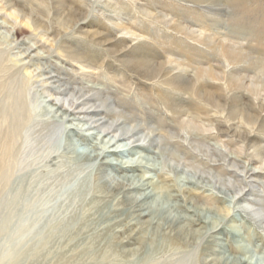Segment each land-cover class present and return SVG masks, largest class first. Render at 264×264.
Returning a JSON list of instances; mask_svg holds the SVG:
<instances>
[{
  "label": "rangeland",
  "instance_id": "rangeland-1",
  "mask_svg": "<svg viewBox=\"0 0 264 264\" xmlns=\"http://www.w3.org/2000/svg\"><path fill=\"white\" fill-rule=\"evenodd\" d=\"M5 1L0 0V56L26 63L18 80L29 81L24 97L32 112L0 174V205L22 175L28 178L29 196L35 205L16 220L6 217L7 210L0 206V264H209L214 257L210 247L215 246L211 236L220 237L212 241L225 243L227 254L264 264V170L253 174L264 168V157L254 152L255 145L264 147V118L246 142L243 137L252 131L248 124L251 118L238 111L243 107L251 110L252 99L264 106V0H18L19 8L32 9L44 19L47 30L42 34L48 43L39 42L35 31L24 25L25 20L19 21L17 28L11 27L13 20L6 13L12 10L3 9ZM83 8L88 10L83 11L86 15L80 14ZM73 9L78 10L73 16L75 26L66 29L59 12ZM92 32H101L114 41L105 43V38ZM225 49L235 57L227 58ZM69 55H77L84 63L73 61ZM136 59H171L173 65L195 78L197 69L213 68L225 80L217 84L204 75L209 88H227L229 77L239 80L233 100L229 94L230 106L224 114L230 120L209 118L202 122L210 130L193 132L192 136L180 131L172 113L177 104L201 114L205 107L184 90L175 91L139 75L129 65ZM3 95L4 91L0 99ZM56 104L87 117L80 123L86 133L94 128L84 126H98L108 120L107 127L123 120L97 115L109 109L130 118L121 128L142 126L137 137L154 135L156 141L169 138L164 144L154 142L149 152L141 150L123 158L142 155L144 161H150L153 165L141 172L160 186L166 183L164 189L176 195L174 200H180L185 187L204 207H220L226 217L218 226L221 231L206 229L204 238L195 239L196 243L189 246L156 251L157 243L163 241L156 237L155 243L140 248L155 237L153 230L133 213L122 210L124 205L115 201L122 194H104V206L97 211L93 204L97 191L83 187L93 183L95 163L81 169L65 165V150L54 148L67 133L59 115L51 118V106ZM261 115L264 117V108ZM103 116L106 118L99 121ZM217 120L230 130L220 133L212 129L208 123ZM194 122L203 124L199 119ZM121 128L112 134L117 136ZM101 138L94 135L91 141ZM134 140L124 142L132 144ZM167 149L177 158L163 156L161 151ZM81 188L85 195L79 193ZM220 191H232L231 197ZM58 225H67L70 230L47 249H35L41 233L52 232ZM196 228L200 229L197 225L192 229ZM137 231L139 240H128ZM90 243L94 246L86 251Z\"/></svg>",
  "mask_w": 264,
  "mask_h": 264
},
{
  "label": "bare ground",
  "instance_id": "bare-ground-1",
  "mask_svg": "<svg viewBox=\"0 0 264 264\" xmlns=\"http://www.w3.org/2000/svg\"><path fill=\"white\" fill-rule=\"evenodd\" d=\"M41 1L46 3L48 0ZM19 5L18 0H7L3 6V9L8 7L12 10V12L6 13L7 17L13 20V25L11 27L17 28L19 21L22 23L23 20H25L24 25L29 27L30 30L35 31V35L39 38V42L44 41L48 43L50 40L45 39V34H42L43 30H47L45 24L43 23L45 22L44 19L38 16L36 11L22 7L19 8ZM63 5L64 4H61V6ZM83 11L86 12L88 10L83 8V10L80 11V14L86 15L87 13L85 14ZM1 13H3V11ZM77 13L78 10L74 9L72 12L64 11L63 14L59 12V15L61 16L60 22H62V25L66 29H70L75 26L73 16L75 14L77 15ZM1 25L2 23H0V26ZM92 34L96 37L105 38V43L114 41L110 38L107 39L101 32H92ZM54 38H56V36ZM51 42H53V39ZM224 54L227 58L233 59L232 57L234 56V53L230 50L225 49ZM69 56L73 58V61H77L81 64L84 63V61H82L79 57H76L77 55ZM21 61L22 60L19 59L17 61L12 60L10 62L7 58L0 56V93L4 91V95L1 98L2 100L0 99L1 175L4 173L6 160H8V158L12 155L16 139L19 138L22 128L29 121L30 114L32 112L24 97V87L27 88L29 81L25 78L18 80L19 71L26 64L21 63ZM173 62L174 61L171 59L164 61L136 59L129 61V65H131L133 69L139 73V75L143 76L147 80L165 84L175 91L184 90L190 93V95L197 97L206 110L202 114L200 112H190V110H187L182 103L177 104L175 107L177 110L172 111V113L175 114V117L178 120L177 127L188 136H192L193 132L209 131L210 129L205 128L206 123L203 122H208L207 120L212 117L226 118L224 117V114H226V111L229 110V94L230 92L232 93L230 95L233 100L236 94L234 93L236 90L234 86L237 85L239 80L229 77V86L227 88L224 86H211L209 88L205 83L206 81L204 75L210 76L217 84H221L220 82L225 80L218 73H216L213 68L208 70L197 69L195 78L189 75L187 73L188 71L184 68L173 65ZM99 67L102 66L100 65ZM47 78H54V76ZM13 80L16 81L14 82ZM58 91L64 93L65 90L58 89ZM250 102L252 104L251 110L246 111L247 107H243L238 110L242 111V116L244 118H251V121H248V124L252 131L246 132L243 137L246 142H248L251 138L249 134L256 131L261 126L264 118L261 115L262 109L264 108L263 103L253 99L249 101V103ZM74 103L77 104L76 101ZM56 105L57 107L52 105L51 110L49 109L52 114L51 118L55 120V118L59 115L66 124L67 133L65 132L61 135L54 148L65 150L62 154L65 165H71L76 167V169H81L87 164L95 163V170L97 171L94 181L93 183H88L87 185L83 184V187L87 191H97L93 201V204L96 205L95 209L97 211L101 210L104 206V201L102 199L104 194H109V192L117 195L122 194V196L118 197L119 199H115V201L118 200L119 206L124 205L122 210H128L127 212H130L131 214L133 213L136 216L135 218L138 219L141 224L146 225V227H150L149 229H151V231L153 230V235L155 237L153 239L150 237L151 241H144L140 245V248L146 247V244L149 242V244L152 242L155 243L157 240L155 239L156 237H160L161 239L163 238L161 243H157L156 251L162 250L167 246H189L194 242L196 243L195 239L201 240L204 238L206 229L221 231L218 226L226 217L221 214L220 207H204L199 204L196 199H194L193 193L185 187H182L184 191L181 192L180 200H174L172 196L176 195H172L168 193L169 191L164 189L165 186L167 187L166 183L164 186H160L158 183L153 182L151 177L147 176L146 173L141 172L142 168L151 167V165H153L150 161H144L145 157L142 155L137 159L123 158L134 155L135 152H140L141 150L149 152V146L154 145V142L164 144L169 140V138L156 141L153 138L154 135H147L144 139L143 137H137L143 130V127L138 125L131 129H127L125 127L121 128L122 124H126L131 121L130 118L125 117L123 112L109 109H106L104 113H97V115H113L121 117L123 120L114 121L107 127H104V125L108 122V120H105L98 126H93L92 124L84 126L87 130L92 128L95 129L86 133V129L80 127V123L87 121V117H82L80 114H77L75 110L64 108L63 105ZM232 105H234L233 101ZM253 109L256 111L254 113L250 112ZM43 112H46V109L43 110ZM208 112H212V114ZM105 118L106 117L103 116V118L99 119V121ZM197 119H199L201 121L200 123L203 124L195 123L194 120ZM226 119L228 121L230 120L228 116ZM85 123L88 124V122ZM208 124L212 126V129H215L220 133H227V130H230V128H226V130L222 128L220 123H218V120L213 121L212 123L209 122ZM228 127H230V125ZM119 128H121L120 134L117 136L112 134L118 131ZM94 135H98L100 137L102 136L101 141H91V137H94ZM129 139L135 140L132 144L124 142ZM116 144H119L120 146L111 148ZM161 152L163 156L172 154L174 158H177L175 153H168V149ZM254 152H256L259 157H264V147L255 145ZM263 170L264 168L262 167L260 171H255L253 174H257ZM186 181L193 182V180L188 178ZM85 192L86 191L81 188L79 193L85 195ZM220 192L224 193L227 197H231L230 194L232 191L231 193L226 191ZM29 195L30 186L28 178L25 175H22V177H20L17 182L11 186L8 197L5 198L0 205L4 211L7 210L6 217L16 220L30 213L35 204ZM232 197L234 201L235 197ZM195 225H197L200 229L196 228L193 230L192 228ZM69 230L70 229L67 225H58L52 232H42L39 240L40 245L39 247L36 246L35 249H47L52 242L62 239ZM139 238V232L137 231L133 234V236L128 238V240H139ZM212 238L220 239V237L211 236L210 241L212 245H215L216 247H210L212 253H214V257L210 259L209 264H258L246 257L227 254V245L218 241L214 242L212 241ZM93 246L94 244L90 243L85 248L86 251L91 250Z\"/></svg>",
  "mask_w": 264,
  "mask_h": 264
}]
</instances>
